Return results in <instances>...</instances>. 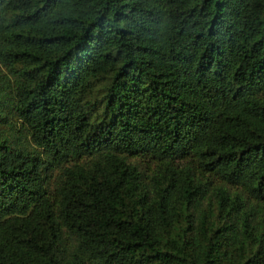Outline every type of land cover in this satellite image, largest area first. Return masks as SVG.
<instances>
[{"label":"trees","instance_id":"obj_1","mask_svg":"<svg viewBox=\"0 0 264 264\" xmlns=\"http://www.w3.org/2000/svg\"><path fill=\"white\" fill-rule=\"evenodd\" d=\"M0 264H264V0H0Z\"/></svg>","mask_w":264,"mask_h":264}]
</instances>
